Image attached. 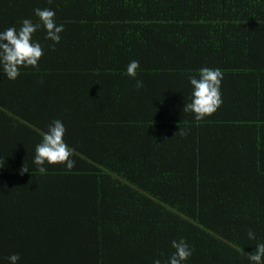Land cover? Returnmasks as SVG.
Wrapping results in <instances>:
<instances>
[{"label": "trees", "instance_id": "obj_1", "mask_svg": "<svg viewBox=\"0 0 264 264\" xmlns=\"http://www.w3.org/2000/svg\"><path fill=\"white\" fill-rule=\"evenodd\" d=\"M34 8L64 27L54 47L32 34L35 68L0 72V264H152L180 237L183 264H248L264 242V0H0V30L39 23ZM205 66L222 103L196 120L187 77ZM54 119L74 166L41 173Z\"/></svg>", "mask_w": 264, "mask_h": 264}, {"label": "clouds", "instance_id": "obj_2", "mask_svg": "<svg viewBox=\"0 0 264 264\" xmlns=\"http://www.w3.org/2000/svg\"><path fill=\"white\" fill-rule=\"evenodd\" d=\"M33 13L39 18V23H33L29 18H22L19 27L13 25L0 30V72L10 80H14L20 73L21 66L35 68L42 55L43 49L39 41L32 39V34L41 26L45 29V38L50 39L55 46L60 40V33L64 25L58 24L53 19L55 13L50 8H34ZM139 61L133 59L126 65V73L135 77ZM222 72L219 68L201 67L198 76L189 74L188 83L191 85L190 101L184 103L183 111H191L194 119L200 120L212 114L222 103L221 81ZM142 81L136 80V87H141ZM65 127L60 119H54L47 125V130L42 133L39 143L34 147L32 163L36 169L43 173L45 164L63 163L66 169L74 166L71 159V149L63 140ZM29 171L25 164L20 173ZM247 237L258 240L255 233L249 229ZM174 251L162 261L153 258L152 264H183L192 254L189 243L180 237L170 241ZM9 264H17L19 255L10 253L7 257ZM248 264H264V242L258 241L253 251L247 253Z\"/></svg>", "mask_w": 264, "mask_h": 264}]
</instances>
